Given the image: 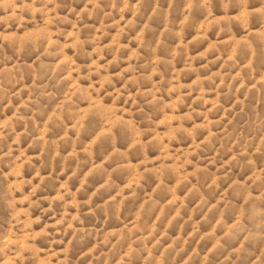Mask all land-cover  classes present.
<instances>
[{
	"label": "rangeland",
	"instance_id": "obj_1",
	"mask_svg": "<svg viewBox=\"0 0 264 264\" xmlns=\"http://www.w3.org/2000/svg\"><path fill=\"white\" fill-rule=\"evenodd\" d=\"M0 264H264V0H0Z\"/></svg>",
	"mask_w": 264,
	"mask_h": 264
}]
</instances>
